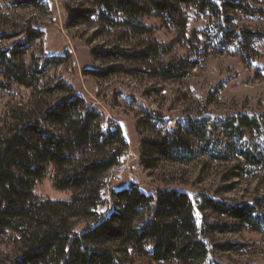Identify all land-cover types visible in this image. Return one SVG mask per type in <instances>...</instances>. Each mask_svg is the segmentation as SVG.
Returning <instances> with one entry per match:
<instances>
[{"label":"trees","instance_id":"obj_1","mask_svg":"<svg viewBox=\"0 0 264 264\" xmlns=\"http://www.w3.org/2000/svg\"><path fill=\"white\" fill-rule=\"evenodd\" d=\"M88 1L97 11L67 9L68 29L89 24L94 16L102 25L113 28L127 44H133L130 49L114 46L104 51L92 50L91 55L119 62L111 70L114 75L129 73L162 82L185 79L199 61L169 58L173 44L151 40L154 30L143 23L144 18H157L164 26L178 27L172 30L178 34L177 42H181L187 21L174 20L180 6H194L219 19L226 18V6L248 12L246 5L228 0ZM219 32L221 37L207 32L204 36L221 52L242 36L248 40L264 39V33L260 32L234 31L221 26ZM109 71L96 74L105 77ZM20 72H23L20 68L10 67L6 74L22 86H31L32 81ZM57 89L66 96L39 113L13 110L8 132L0 134V237L11 232L20 241L18 255L10 264H127L131 252L156 264H219L206 263L208 246L203 240L205 236H200L194 204L188 194L174 189L159 192L153 198L132 183L114 193L117 210L107 219L78 235L73 233V221L95 216V209L102 202L101 178L119 165L126 141L118 125L104 132L99 113L86 107L82 98L66 87ZM145 113L147 118L141 125L150 130L151 137L140 142V163L147 169L163 161L188 164L200 155L228 161L235 154L239 163L234 167L237 172L230 174L233 177L264 171V146L255 149L246 142L250 135L264 136V113L220 122L229 141L225 153L210 142L215 123L207 118L187 119L173 130H164L165 121L160 115ZM50 168L55 188L71 191V199L42 200L34 195L35 183ZM232 188L230 185L225 190ZM197 209L233 221V224L208 223L207 232L263 229L264 215L256 212L255 203H232L204 196ZM219 247L230 251L240 245L227 243Z\"/></svg>","mask_w":264,"mask_h":264},{"label":"rangeland","instance_id":"obj_2","mask_svg":"<svg viewBox=\"0 0 264 264\" xmlns=\"http://www.w3.org/2000/svg\"><path fill=\"white\" fill-rule=\"evenodd\" d=\"M228 1L246 5L248 12L226 6V18L222 20L194 6H180L174 20L187 21L181 42H177L178 34L172 30L178 27L164 26L157 18L143 19L154 30L151 40L173 44L169 58L188 57L199 61L185 79L162 82L129 73L114 75L111 70L119 62L91 55L92 50L104 51L114 46L130 49L133 44H127L113 28L102 25L94 16L89 24L68 29L67 9L97 11L88 0H0V134L8 132L13 110L29 113L46 110L66 96L57 89L64 86L82 98L86 107L101 115L104 132L118 125L125 137L126 147L119 165L101 178L102 202L95 209V216L73 221L74 234H80L115 212L114 193L132 183L153 198L159 192L174 189L188 194L194 204L200 236H205L203 240L208 246L206 263L264 264V220L261 232L243 229L218 234L207 232L206 225L233 224V221L209 210L197 209L202 198L209 196L232 203H255L256 212L264 215V171L233 177L230 174L237 172L234 167L239 163L235 154L228 161L200 155L188 164L163 161L149 169L140 163V142L151 137L150 130L141 125L147 118L145 111L160 115L165 121L164 130H173L187 119L207 118L215 123L210 142L218 145L221 153L227 151L229 142L221 129L223 119L264 113V39L248 40L242 36L221 52L204 36L207 32L221 37L220 26L264 33V0ZM10 67L20 68L23 72L19 74L32 81V85L26 87L10 80L6 74ZM108 69L105 77L96 74ZM262 137L250 135L246 142L260 149L264 146ZM113 176L118 180L114 181ZM53 177L50 168L35 183L34 195L42 200L71 199V191L55 188ZM230 185L232 190L226 191ZM227 243L240 247L230 251L219 247ZM19 248L16 234L7 232L1 236L0 264H10ZM127 264L156 263L131 252Z\"/></svg>","mask_w":264,"mask_h":264},{"label":"built area","instance_id":"obj_3","mask_svg":"<svg viewBox=\"0 0 264 264\" xmlns=\"http://www.w3.org/2000/svg\"><path fill=\"white\" fill-rule=\"evenodd\" d=\"M114 181H117L118 180V177H112Z\"/></svg>","mask_w":264,"mask_h":264}]
</instances>
